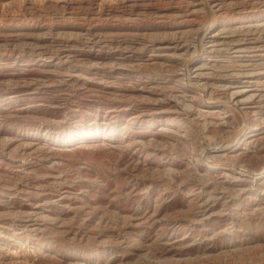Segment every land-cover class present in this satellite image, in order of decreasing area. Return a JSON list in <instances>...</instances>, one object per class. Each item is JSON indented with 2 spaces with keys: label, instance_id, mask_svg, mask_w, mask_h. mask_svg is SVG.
I'll return each mask as SVG.
<instances>
[{
  "label": "rangeland",
  "instance_id": "1",
  "mask_svg": "<svg viewBox=\"0 0 264 264\" xmlns=\"http://www.w3.org/2000/svg\"><path fill=\"white\" fill-rule=\"evenodd\" d=\"M0 264H264V0H0Z\"/></svg>",
  "mask_w": 264,
  "mask_h": 264
},
{
  "label": "bare ground",
  "instance_id": "2",
  "mask_svg": "<svg viewBox=\"0 0 264 264\" xmlns=\"http://www.w3.org/2000/svg\"><path fill=\"white\" fill-rule=\"evenodd\" d=\"M204 3V2H203ZM207 3V2H206ZM209 4V3H208ZM207 6V5H206ZM205 16V15H204ZM201 17V16H200ZM207 40V39H206ZM202 45V44H201ZM203 47V46H202ZM203 49V48H202ZM188 75V74H187ZM225 148H227L225 145H224Z\"/></svg>",
  "mask_w": 264,
  "mask_h": 264
}]
</instances>
